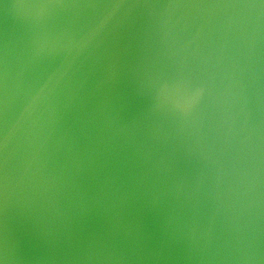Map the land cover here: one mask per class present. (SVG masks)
<instances>
[{
	"label": "water",
	"instance_id": "water-1",
	"mask_svg": "<svg viewBox=\"0 0 264 264\" xmlns=\"http://www.w3.org/2000/svg\"><path fill=\"white\" fill-rule=\"evenodd\" d=\"M0 264H264V0H0Z\"/></svg>",
	"mask_w": 264,
	"mask_h": 264
}]
</instances>
